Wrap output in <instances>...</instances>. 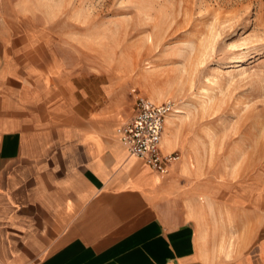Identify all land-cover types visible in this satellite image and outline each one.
I'll return each mask as SVG.
<instances>
[{"label":"rangeland","instance_id":"374dc122","mask_svg":"<svg viewBox=\"0 0 264 264\" xmlns=\"http://www.w3.org/2000/svg\"><path fill=\"white\" fill-rule=\"evenodd\" d=\"M0 27L9 56L76 94L83 121L114 130L139 96L173 102L165 132L180 158L160 174L187 211L216 210L223 247L240 245L248 220L257 251L264 0H0Z\"/></svg>","mask_w":264,"mask_h":264},{"label":"crops","instance_id":"0c3cea01","mask_svg":"<svg viewBox=\"0 0 264 264\" xmlns=\"http://www.w3.org/2000/svg\"><path fill=\"white\" fill-rule=\"evenodd\" d=\"M8 35L0 27V264H264L248 220L240 245L223 247L216 210L187 211L128 153L124 123L81 120L76 94L9 56Z\"/></svg>","mask_w":264,"mask_h":264},{"label":"built area","instance_id":"2783aa9c","mask_svg":"<svg viewBox=\"0 0 264 264\" xmlns=\"http://www.w3.org/2000/svg\"><path fill=\"white\" fill-rule=\"evenodd\" d=\"M175 111L171 101L156 103L139 96L133 115L119 128L120 141L128 152L143 158L158 173H166L180 158L176 152L164 153L161 148L166 118Z\"/></svg>","mask_w":264,"mask_h":264},{"label":"bare ground","instance_id":"6f19581e","mask_svg":"<svg viewBox=\"0 0 264 264\" xmlns=\"http://www.w3.org/2000/svg\"><path fill=\"white\" fill-rule=\"evenodd\" d=\"M175 112H176V111H175ZM179 112H182V110H179V109H178V110H177V113H179ZM170 115H172V113H171ZM170 115H168L167 118H166L165 128H167V124L169 125V128H170L171 125H172V123H173V122H172V119H173V118H171ZM175 115H176V114H173L172 117L175 116ZM169 118H170L171 120L168 121ZM169 128H168V129H169ZM164 133H165V129H164ZM164 133H163V135H164ZM165 142H166V143L168 142L169 145H170V143H171V138H169V135L166 136V138H165ZM128 153H129V152H128ZM165 153H169V152H165ZM129 154H130V153H129ZM130 155H132V154H130ZM132 156H133V155H132ZM170 166H171V165H170ZM169 168H170V167H169Z\"/></svg>","mask_w":264,"mask_h":264}]
</instances>
